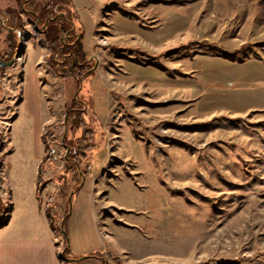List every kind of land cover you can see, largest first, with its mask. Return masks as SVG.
I'll list each match as a JSON object with an SVG mask.
<instances>
[{
	"label": "rangeland",
	"instance_id": "obj_1",
	"mask_svg": "<svg viewBox=\"0 0 264 264\" xmlns=\"http://www.w3.org/2000/svg\"><path fill=\"white\" fill-rule=\"evenodd\" d=\"M91 3L87 54L102 80L86 79L81 96L83 84L78 91L57 74L38 23L24 16L22 52L1 81L3 168L16 175L27 153L21 121L10 136L20 102L41 97L43 168L65 177L66 114L79 96L102 117L100 152L84 167L94 177L107 254L118 264H264V0ZM6 5L0 0V10ZM223 51L241 53L233 61L216 55ZM64 185L49 200L58 209L70 197ZM63 247L59 259L67 262Z\"/></svg>",
	"mask_w": 264,
	"mask_h": 264
},
{
	"label": "crops",
	"instance_id": "obj_2",
	"mask_svg": "<svg viewBox=\"0 0 264 264\" xmlns=\"http://www.w3.org/2000/svg\"><path fill=\"white\" fill-rule=\"evenodd\" d=\"M72 2L84 26L83 44L84 50L87 52L89 51L87 46L90 44L89 37L93 33L96 23L93 4L91 0H72ZM1 20L4 23L6 21L4 17ZM20 34L23 33H19V37ZM23 56L28 61L25 60V66L31 68L32 61L30 60L34 56L33 52L27 49ZM96 76L101 79L98 73ZM32 78L33 75L30 73L29 80ZM91 97L93 96L91 95ZM40 99L41 97H23L11 126L10 136L21 121L23 128L20 131H22V136L26 135L23 147L27 153L22 155L19 172L17 170L16 175L13 174L12 167L7 169L2 165L3 175L1 172L0 182L4 181V178L6 179L5 183L10 188L12 200H8L10 208L8 213L0 219V264L66 263L59 259V249L63 245L62 234L54 229V225L62 226L65 222L64 209L55 208L49 202V200H53L54 190L56 191L59 186L56 181L57 174L52 171V174L49 175V169L46 168L44 173L41 172L43 165L47 166L44 163L47 158V144L43 132L48 115L47 108L41 106ZM101 118L99 119L101 120ZM8 147H10V142ZM4 160L3 156V163ZM10 170L17 183L9 180L11 179L8 175ZM15 189H18L16 198L13 193ZM95 190L94 177L89 176L85 179L81 190L74 196L72 195L73 207L71 206L70 214L66 219L65 228L68 247L72 256L76 258L67 264H102L101 259L90 255L96 252L107 254V250H109V244L103 236L100 226ZM49 213L52 215L51 217ZM107 264H118V262L108 259Z\"/></svg>",
	"mask_w": 264,
	"mask_h": 264
},
{
	"label": "trees",
	"instance_id": "obj_3",
	"mask_svg": "<svg viewBox=\"0 0 264 264\" xmlns=\"http://www.w3.org/2000/svg\"><path fill=\"white\" fill-rule=\"evenodd\" d=\"M5 1H7V5L3 10H0V19L2 17L6 19L3 29L7 32L5 39L7 50L5 54L0 53V94L2 93V77L6 69L12 64L20 47L19 33H24L25 31L24 16L26 15L35 23H38V28L43 32V37L52 51L49 63L57 74L66 80L74 79L78 83V91L83 80V89L78 93L81 96L84 92L85 80L89 79L90 81L93 76L97 75V72L93 70L96 62L93 59L91 60L84 50L83 38L85 30L72 0ZM71 37L73 38L71 39ZM240 53L223 51L221 54L218 53L216 55L236 61V56ZM238 60L245 62L249 60V57ZM161 70L166 72L165 69L161 68ZM79 96L74 99L73 107L68 110V124L64 134L65 146L69 149L65 158L66 175L65 177L60 175L56 180L62 188L67 186L64 185L65 183L70 184V194L74 192L73 196L81 190L83 179L91 176L92 172L84 167V163L90 164L95 161L101 149V146H99L102 143L100 142L101 138H104L101 131L102 127L100 126L101 120L97 113L93 112L94 104L90 110ZM83 142L87 144L83 146ZM2 145L3 136L0 128V171L3 158L1 154ZM41 172H44V168L41 169ZM73 196L71 200L68 198L66 202L63 214L66 219L71 211ZM5 213L6 201L0 193V219ZM49 216L51 217L52 215L49 213ZM65 222L62 226L60 224L54 225V229L62 234L63 246L66 249L65 259L67 260L64 264H67L76 257L72 256L68 247ZM90 256L101 259L102 264H107L108 259L118 261L112 254L96 252Z\"/></svg>",
	"mask_w": 264,
	"mask_h": 264
},
{
	"label": "water",
	"instance_id": "obj_4",
	"mask_svg": "<svg viewBox=\"0 0 264 264\" xmlns=\"http://www.w3.org/2000/svg\"><path fill=\"white\" fill-rule=\"evenodd\" d=\"M36 27L38 28V25L36 24ZM23 44H24V40H23V37H22V35L20 34V47H19V50H18V52H17V55H16V57H19L20 56V54H21V52H22V49H23ZM15 57V58H16ZM15 62V61H14ZM97 69V65L95 66V68H94V70H96ZM83 84V80L81 81V85ZM82 88V87H81ZM80 88V89H81ZM67 120H68V113L66 114V122H67ZM84 183H85V179H83V182H82V184H81V186L83 187V185H84ZM74 193V192H73ZM73 193H71V195H70V197H69V199L71 200V196L73 195ZM65 252H66V249H64L63 250V256H65Z\"/></svg>",
	"mask_w": 264,
	"mask_h": 264
},
{
	"label": "flooded vegetation",
	"instance_id": "obj_5",
	"mask_svg": "<svg viewBox=\"0 0 264 264\" xmlns=\"http://www.w3.org/2000/svg\"><path fill=\"white\" fill-rule=\"evenodd\" d=\"M72 33V32H71ZM73 37H71V39H72ZM95 68V67H94ZM94 70V69H93Z\"/></svg>",
	"mask_w": 264,
	"mask_h": 264
}]
</instances>
